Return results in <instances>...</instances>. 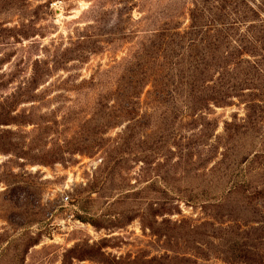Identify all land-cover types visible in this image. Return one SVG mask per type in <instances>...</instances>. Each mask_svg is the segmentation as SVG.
I'll list each match as a JSON object with an SVG mask.
<instances>
[{"label": "rangeland", "instance_id": "374dc122", "mask_svg": "<svg viewBox=\"0 0 264 264\" xmlns=\"http://www.w3.org/2000/svg\"><path fill=\"white\" fill-rule=\"evenodd\" d=\"M97 1L0 0V102L26 85L34 61L50 59L55 51L75 40L77 34H85L83 29L91 24L94 15L90 10ZM121 1L128 2V7L133 6L130 17L134 23L144 15L141 11L168 0H108L105 7L113 10L115 15L114 11L123 7ZM247 1L255 7L261 0L253 1L254 4ZM260 14V20L264 21V12ZM115 18L109 17L108 28L103 33L127 31L128 23ZM188 23L186 15L184 26ZM247 25L238 27L242 34ZM128 48L129 45H125L116 53L112 45H106L105 50L90 56L85 63L72 62L60 68L52 78H45L35 87L33 100L23 99L15 106L11 113L13 124L0 127V264H61L66 250L84 243L92 246L104 239H111L107 242L109 248L104 251L117 257L168 254L171 257L169 264H233L221 256L225 246L233 249L247 246L252 250L247 257L264 264V196L245 191L264 189V53L260 51L255 58L247 57L255 68L244 70L254 79L255 88L245 91L244 98L232 99L228 106L211 107L210 113H198L193 130L189 120L184 121L188 125L176 124L175 134L184 136L186 141L180 149L171 142L163 151L164 156L154 161L153 167L157 165L160 175L166 172L169 175V178L162 177L168 183V189L173 186L171 179L175 177L182 185L194 188L203 201L198 205L173 203L162 210L165 215L158 218L159 221L165 218L172 223L203 226L205 231L199 233H208L211 238L204 235L183 238L180 232L168 244L151 236L148 230L144 231L140 219L123 229L109 231H97L84 222L90 216L91 207L99 209L98 215L104 214L108 205L121 195L145 187L148 178L140 172L142 165L128 170L127 184L131 187L121 191L108 190L113 198L95 208L83 199L86 185L95 178V172L102 165L100 153L65 156L68 161L47 167L29 165L24 159L10 154L12 148L6 143L14 139L21 145L47 149L55 145L67 147L69 142L73 144L72 138L79 135L84 121L93 117L89 106L95 97L93 91L86 87L78 89V85L119 61ZM145 97L144 94L142 99ZM250 104L254 105L252 109L248 108ZM140 118L144 125L155 119L174 121L171 113H140ZM130 124L127 121L108 131L105 137L114 136ZM45 125L52 130L47 138L39 139V126ZM161 128L166 125L161 124ZM35 156L30 154L29 157L37 158ZM220 162H223V168L238 165L240 177L245 169H249L251 188L243 185L245 188L238 195L217 209L215 200L222 198L221 191L223 193L227 188L219 186L221 174L211 173ZM211 184H215L212 191L209 190ZM164 185L158 183L162 189H165ZM92 198L97 199V196L92 195ZM125 209L126 206L119 205L116 211L122 222L135 215L127 214ZM28 235L37 239L38 244L22 256L23 239ZM3 241L5 243L1 244ZM9 243L10 249L6 251ZM75 264L98 263L83 261Z\"/></svg>", "mask_w": 264, "mask_h": 264}, {"label": "trees", "instance_id": "16d2710c", "mask_svg": "<svg viewBox=\"0 0 264 264\" xmlns=\"http://www.w3.org/2000/svg\"><path fill=\"white\" fill-rule=\"evenodd\" d=\"M107 1L98 0L91 8L90 13L94 17L91 24L84 27L85 34H77L75 40L55 51L50 59L34 61L32 75L26 85L0 102V127L11 125L14 121L11 113H14L15 106L23 99L33 100L35 87L45 78H52L53 73L72 62L85 63L90 56L105 50L106 45H112L116 53L129 45L123 58L78 85V89L86 87L95 94L89 106L93 117L84 121L79 135L72 138L74 143L69 142L67 147H28L14 139L6 143L12 148L10 151L13 153L10 154L24 159L29 165L47 167L68 161L65 156H94L100 153L102 165L95 172V178L86 185V197L83 199L95 208L113 198L108 190L121 191L131 187L127 184L126 174L133 166L142 165L140 172L148 178L145 187L138 192L121 195L108 205L104 214L98 215L99 209L91 207L90 216L84 222L97 231H109L123 229L140 219L144 231L148 230L151 236L168 244L180 232L183 238L201 235L211 238L208 233H199L205 231L203 226L191 227L185 222L172 223L165 218L159 221L158 218L165 215L162 210L173 203L198 205L203 201L194 188L182 185L181 180L175 177L171 179L173 189H168V183L162 177L169 178V175L167 172L160 175L157 165H153L154 161L164 156L163 151L171 142L180 149L186 141L184 136L175 134L176 124L188 125L184 121L189 120V127L193 130L198 113H210L211 107L228 106L232 99L244 98L245 91L255 88L254 79L244 70L255 68L247 57L255 58L258 51L264 53V21L260 20L264 0H256L260 1V5L255 7L247 0H168L165 4L141 11L144 15L134 23H131L130 17L133 6L128 7V2L121 1L123 7L115 10L114 15L113 10L106 9ZM249 1L254 4L255 0ZM186 15L189 23L184 26ZM111 16H115L116 21L124 19L128 23L127 31L122 34L103 33ZM243 24L248 25L242 34L238 27ZM144 94L146 97L143 100ZM253 107L252 104L248 106L249 109ZM140 113H171L174 121L168 123V120L159 122L155 119L144 125ZM127 121L131 124L122 131L105 137L108 131L121 127ZM161 124H165L166 128L162 129ZM50 130L49 126H39V139L47 138ZM30 154H36L37 158L31 159ZM216 166L211 173L217 171L221 174L219 186L227 187L226 193L224 189L223 193L221 191L222 198L215 200L216 208L220 209L228 204L229 198L245 188L243 185L251 188V178L249 169H245L241 179L238 165L223 168V162H220ZM158 183L166 184L165 189ZM209 188L212 191L215 184ZM250 190L245 189L246 192L264 196V189ZM92 195H96L97 199H93ZM119 205L126 206L127 214L135 215L120 221L116 212ZM110 240L104 239L92 246L84 243L66 250L61 264L83 261L98 264H169L171 259L168 254L152 257L138 255L134 258L130 255L113 256L104 251L109 248L107 242ZM23 242L22 256L38 244V240L29 235ZM9 245L6 251L10 249ZM225 247L221 256L228 263L261 264L247 257L252 252L247 246L243 249Z\"/></svg>", "mask_w": 264, "mask_h": 264}]
</instances>
